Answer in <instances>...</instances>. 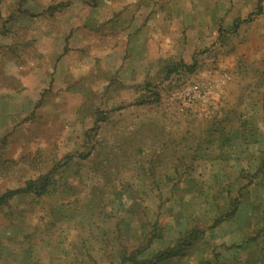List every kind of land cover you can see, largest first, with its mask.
Instances as JSON below:
<instances>
[{
	"label": "rangeland",
	"instance_id": "rangeland-1",
	"mask_svg": "<svg viewBox=\"0 0 264 264\" xmlns=\"http://www.w3.org/2000/svg\"><path fill=\"white\" fill-rule=\"evenodd\" d=\"M56 163L78 189L95 163L127 184L153 171L159 244L192 237L178 264H264V0H0V194ZM10 208L0 264H66L77 221L45 231Z\"/></svg>",
	"mask_w": 264,
	"mask_h": 264
},
{
	"label": "trees",
	"instance_id": "trees-1",
	"mask_svg": "<svg viewBox=\"0 0 264 264\" xmlns=\"http://www.w3.org/2000/svg\"><path fill=\"white\" fill-rule=\"evenodd\" d=\"M176 71L178 69L172 68L170 73ZM147 103V101L140 100L137 105ZM105 120L103 114H98L95 126ZM98 129V127H94L93 131L84 135L82 145L86 149H89L88 145L98 137ZM91 132L94 134L91 135ZM90 156L91 152L85 155L78 153L75 155L76 162H73V155L65 154L61 162L66 160L64 167H69L73 163L78 164L80 160L87 163ZM68 163L71 164L68 165ZM59 165V163L51 165L47 172L29 178L20 188L0 194V217L14 215V211L9 210L11 209L10 203L26 200L30 209L19 212L21 214L19 216H13L17 217V220L18 218L23 219L26 213L30 214L27 219L35 227L45 228V231L62 225L64 219L76 220L79 224V232L74 235L67 248L63 249L64 254L67 255L66 264L179 263L185 248L191 245L192 237L186 233L187 229L180 233L179 238L170 241L168 247L164 248L159 244L162 239L160 232V228L163 227L160 223L162 213L160 212L161 208L154 210L153 207L157 202L163 205L165 201L161 197L144 196L147 189L161 188V183H157L153 171L149 176L147 171H143L145 174L143 175L134 168L130 170L127 168L128 170L124 172L133 175L132 179H134V182L127 184L116 182L112 176L107 174L105 167H100L95 163L93 164V170H95L93 182H86L84 186L81 185L84 188L78 189L72 183L73 179L70 182L69 179L57 180V175L62 173L60 169L63 166L59 167ZM125 195L128 196L127 199L130 202L128 206H124ZM225 206L226 201L218 205L219 220H214V223L217 220L216 223L224 221V212L221 210L225 209ZM85 211L87 214H92L93 221L87 220L83 223L80 220V214H84ZM39 213L41 214L39 215ZM85 223H88V228ZM192 229V231H199L197 227ZM58 241L62 243L61 238H58ZM262 245L264 250V240ZM257 246L258 243L253 244L250 239L245 243L244 249L250 255L259 250L255 249ZM29 256H33V254L31 253ZM33 257L29 258L25 264H54L53 260L42 263L38 252Z\"/></svg>",
	"mask_w": 264,
	"mask_h": 264
},
{
	"label": "built area",
	"instance_id": "built-area-1",
	"mask_svg": "<svg viewBox=\"0 0 264 264\" xmlns=\"http://www.w3.org/2000/svg\"><path fill=\"white\" fill-rule=\"evenodd\" d=\"M195 89H196V91L194 90V92H195V93L198 92L199 88L197 87V88H195Z\"/></svg>",
	"mask_w": 264,
	"mask_h": 264
}]
</instances>
